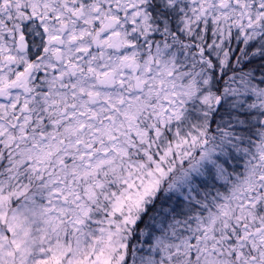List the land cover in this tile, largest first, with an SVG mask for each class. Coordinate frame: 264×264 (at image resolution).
<instances>
[{
    "label": "snow or ice",
    "instance_id": "1",
    "mask_svg": "<svg viewBox=\"0 0 264 264\" xmlns=\"http://www.w3.org/2000/svg\"><path fill=\"white\" fill-rule=\"evenodd\" d=\"M0 264H264V0H0Z\"/></svg>",
    "mask_w": 264,
    "mask_h": 264
}]
</instances>
